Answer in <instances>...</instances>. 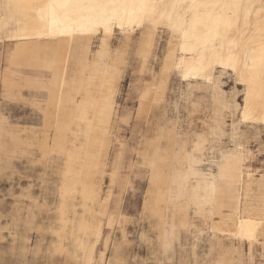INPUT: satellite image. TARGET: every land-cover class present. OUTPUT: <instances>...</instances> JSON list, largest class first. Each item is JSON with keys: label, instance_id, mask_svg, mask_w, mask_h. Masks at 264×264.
<instances>
[{"label": "rangeland", "instance_id": "1", "mask_svg": "<svg viewBox=\"0 0 264 264\" xmlns=\"http://www.w3.org/2000/svg\"><path fill=\"white\" fill-rule=\"evenodd\" d=\"M252 30L253 18L249 34ZM179 37V32L161 25L145 26L129 35L115 29L109 38L100 34L88 42L94 54L105 41L106 61L116 71L108 101L106 169L95 209L102 210L105 216L100 217L101 238L91 264H106L107 259L110 263L120 260L119 264H212L215 242L202 237L208 231L191 235L183 231L187 234L182 233L177 243L175 225L162 231L157 245L142 211L146 190L153 187L164 190L182 218H194L196 226L205 229L195 217L208 218L205 200L211 186L238 184L223 175L227 160L237 155L240 165L251 166L254 177L264 173V127H241L238 111L243 87L231 72L212 67L211 83H208L205 79L182 81L174 70L166 71L164 99L160 104L154 102V86L163 73L166 56L179 46ZM6 44L7 41L0 43V55ZM144 54L148 55V61L140 73L136 59ZM22 69H32L28 75L35 78L51 76L39 68ZM143 85L138 98L137 91ZM45 95L46 92L23 90L18 101L12 102L0 94V124L23 130L21 140L34 144L42 133ZM194 133L209 140L213 153L208 158L193 155L189 161L188 154L192 153L188 143ZM143 141H150L154 147L144 176L134 165ZM239 146L244 147V153L237 151ZM20 150L16 154L0 151V261L85 264L82 253L74 249L67 233L58 230L55 220L62 158L49 154L42 159L33 145H23ZM249 151L252 158L247 162ZM205 162L209 164H202ZM236 197L235 189H217L213 208L218 221L234 220ZM76 212L78 218L79 203H76ZM110 218H113L111 227L108 226ZM153 225L158 228L159 222ZM213 225L217 230L231 231ZM218 244L220 255L229 258L230 241L221 237ZM101 252L106 256L103 263L99 260ZM253 256V264H261L264 241L256 244Z\"/></svg>", "mask_w": 264, "mask_h": 264}, {"label": "bare ground", "instance_id": "2", "mask_svg": "<svg viewBox=\"0 0 264 264\" xmlns=\"http://www.w3.org/2000/svg\"><path fill=\"white\" fill-rule=\"evenodd\" d=\"M220 2L231 3L233 0H220ZM235 2L243 7L239 10L238 17H233L232 36L237 42L242 43L253 35H259V28L264 24V0H235ZM252 18L253 30L249 34ZM140 28L133 29L126 25L122 30L117 24L106 33L101 28L91 35L76 33L41 36L31 28L25 30L23 25L13 24L8 33L18 38L10 40L0 24V43L7 41L5 68L2 70L0 79L5 98L12 102L16 101L21 83L24 81V79L15 78V72L10 71L9 67H34L47 71L51 75L44 81H29L33 87L47 93L42 108L41 136L35 139L34 144L28 141L23 142L20 138L23 130L4 127L0 124V151L4 154H16L21 152V146L33 145L42 159L49 154L62 158L55 220L58 230L67 233L74 249L82 253L85 264L92 263L101 238L100 217L105 216L102 210L95 209L99 205L100 183L105 174V158L108 154L110 85L116 77V71L106 61L105 41L94 54H91L88 42L100 34L109 38L115 29L129 35ZM179 41L177 49L166 56L163 73L154 86L152 97L156 104H160L165 96L168 81L166 71L174 70L182 81L205 79L208 83H211L209 70L212 67L231 72L237 79L243 71L242 63L237 66L238 71H233L232 67L226 66L228 43L224 45V62L221 63L219 44L215 51L210 46L208 50H205L195 39L186 41L183 33H180ZM136 61L139 72L143 73L148 55H141ZM139 82L142 83L140 78ZM239 84L243 87L238 111L241 127L246 128L248 125L264 127V100L260 99L259 89H255L254 93L249 95V118L245 119V95L248 94V87L245 84ZM143 87L144 85L137 91L138 98H140ZM153 119L157 121V115H154ZM197 143L200 144V148L192 153ZM188 146L192 155H199L202 158H208L213 153L209 147V140L198 133L192 134ZM244 150L243 146H239L237 151L244 153ZM248 153L247 162L252 158L251 151ZM153 154V144L150 141H143L137 151L134 164L143 176L151 164ZM222 171L227 179L238 182L236 186L225 184V187L235 189L237 192L233 230L224 232L215 229L209 216L207 219L196 218L205 229L196 226L194 221H185L180 229L182 232L189 231L190 235L193 229L207 230L214 236L217 249L221 237L230 241V257L225 259L219 254L217 262L213 264H234V256H237V264H252L253 249L257 243L264 241V173H259L254 177L251 166L240 165L237 155L224 163ZM111 177H114L113 172ZM217 189L215 188L214 192L211 191L205 200L208 210L213 207ZM85 192L89 195L86 196ZM76 203H79L81 207L78 218L76 217ZM172 207L164 190L157 187L146 190L142 211L149 227L153 230L157 243L163 229L170 227L169 218H164L163 214L165 212L171 214ZM112 220L113 218L108 219L109 227H111ZM157 221L159 222L158 228L153 225ZM55 232L58 234L56 230ZM99 260L101 263L106 261L104 252H101ZM119 261L114 260L110 263L107 259L106 264H119Z\"/></svg>", "mask_w": 264, "mask_h": 264}, {"label": "snow or ice", "instance_id": "3", "mask_svg": "<svg viewBox=\"0 0 264 264\" xmlns=\"http://www.w3.org/2000/svg\"><path fill=\"white\" fill-rule=\"evenodd\" d=\"M242 7L235 0L231 3L220 0H0V24L10 40L18 38L8 33L13 24L23 25L25 30L31 28L41 36L91 35L101 28L106 33L117 24L122 30L126 25L133 29L164 25L183 33L186 41L197 40L205 50L210 46L215 51L219 44L221 63L224 45L228 43L226 66L238 71L237 66L243 64L237 82L248 87L245 95V119H248L249 95L258 88L260 99L264 100V24L258 36L237 42L232 36L233 17H238ZM198 148L199 143L192 153ZM193 158L188 154L189 161ZM212 191H215L214 185ZM0 264L7 262L0 261Z\"/></svg>", "mask_w": 264, "mask_h": 264}, {"label": "crops", "instance_id": "4", "mask_svg": "<svg viewBox=\"0 0 264 264\" xmlns=\"http://www.w3.org/2000/svg\"><path fill=\"white\" fill-rule=\"evenodd\" d=\"M6 53H7V45L3 48V51H2V53L0 55V63H1L0 64V79L2 77V70L5 68V54ZM9 70L15 72V75H14L15 78H17V79L18 78L24 79V81L21 83V88L18 91V96H17V100L16 101H18L20 92L23 93V90H26L27 92H35V91H38L40 93L45 94L44 91L33 87V85L30 84L29 81L30 80L31 81H33V80H43L44 81V80H46V78H40V77L39 78L38 77L35 78V77H32V76H29L28 75V72L30 70H32V69H22V68H16V67L15 68L14 67H9ZM19 72H21V73L19 74ZM0 94L4 95L3 89H2V86H1V82H0ZM45 98H46V95H45ZM16 101H13V102H16ZM220 138H221V136L218 138V140H220ZM223 187H225V185L224 186H221V187L215 186L216 189L217 188H223ZM212 188H213V186H211V188H210L211 191H212ZM207 214L210 217V219L213 221V223H215L217 225V227H219L220 229H231V230H233V221L231 219H229V220L222 219V220H219L218 221L217 220L216 211L214 210L213 207L210 210H207ZM163 217L164 218H167V217L169 218L170 227H174L176 225L175 227H177V229H176L175 232H176V236L178 238L177 243L180 242L181 235L183 233L182 230L180 229V226L182 224H184L185 221H189V222H193L194 221V218L193 219H188L187 217H185V218L183 217L182 218L180 216L179 210L175 206H173L171 208V214H168L167 212H165L163 214ZM195 218H198V217H195ZM166 228H169V227H166ZM165 229H163V230H165ZM191 232L193 234L195 232L196 233H199V232L202 233L203 231H200V230H197L196 231L195 229H193V230H191ZM183 234H187V233H183ZM202 237H208V238L212 239L215 242L214 236L211 233H209V232H205V233L203 232ZM158 244H159V242L157 243V245ZM226 245H228V242H226ZM213 253H214V255H213L214 258H213L212 264L215 263V262H217L218 257H219V254H220V251H218V249L216 247V242H215L214 252ZM190 254H191V246H190ZM158 255H159V253H158ZM253 261H254V259L251 261L252 264H253ZM234 264H237V256H234Z\"/></svg>", "mask_w": 264, "mask_h": 264}]
</instances>
